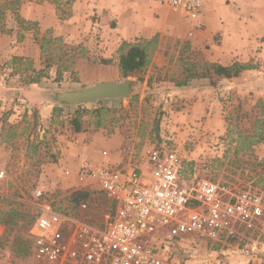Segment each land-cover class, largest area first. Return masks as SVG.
<instances>
[{"label": "rangeland", "instance_id": "374dc122", "mask_svg": "<svg viewBox=\"0 0 264 264\" xmlns=\"http://www.w3.org/2000/svg\"><path fill=\"white\" fill-rule=\"evenodd\" d=\"M6 1L10 0H0V10ZM58 1L66 4L68 0H20L19 15L36 23L21 42L9 6L0 19V28L15 30L13 35L0 33V170L8 176L0 186V264L33 263V256L14 255L15 240L29 242L30 230L45 205L59 212L72 211L64 204L72 192L95 190L86 209L79 207L78 216L66 213L93 226L104 224L110 208L93 180L80 181L81 171L118 164L162 138L176 143L186 182L226 183L236 192L251 190L264 197V141L248 146L258 140L255 135L262 133L264 138V36L253 43L245 41L242 24L247 26L249 19L242 13L241 0H204L201 15L194 20L164 6L159 8L163 12H152L151 7L141 12L151 14L147 22L136 14L139 3L127 0H83L75 12L76 0L63 20L57 14ZM62 7L67 12V5ZM129 16L137 29L160 31L150 36L135 31L128 36ZM36 30L39 39L51 31L49 35L62 42L51 45V77L24 85L20 75L14 74L16 69L30 63L37 70L45 67L34 39ZM156 36V49L142 80L132 77L130 98L104 100L110 110L103 116L105 127L95 131L86 117L85 130L75 135L70 125L74 105L60 104L55 96L124 80L117 66L120 44L128 37L126 41L136 42ZM186 42L203 61L250 62L257 68L215 87L208 80L176 87L171 78H183L178 58ZM14 58L22 60L14 62ZM107 58L113 63H101ZM68 60L77 68L79 80L64 76L55 81L57 68ZM41 185L48 193L38 199ZM11 214L15 223L8 226L2 221L9 224ZM238 229L231 239L190 238L176 244L167 251L169 260L171 264H264V219Z\"/></svg>", "mask_w": 264, "mask_h": 264}, {"label": "built area", "instance_id": "2783aa9c", "mask_svg": "<svg viewBox=\"0 0 264 264\" xmlns=\"http://www.w3.org/2000/svg\"><path fill=\"white\" fill-rule=\"evenodd\" d=\"M153 1L192 20L204 5V0ZM7 177L0 170V186ZM87 180L114 203L103 226L45 205L30 230L34 261L28 264H171L167 251L176 244L234 237L239 227L264 219V197L255 191L236 192L229 184L207 180L186 182L176 143L169 138L118 164L82 170L80 181ZM47 193L41 185L36 197Z\"/></svg>", "mask_w": 264, "mask_h": 264}, {"label": "trees", "instance_id": "16d2710c", "mask_svg": "<svg viewBox=\"0 0 264 264\" xmlns=\"http://www.w3.org/2000/svg\"><path fill=\"white\" fill-rule=\"evenodd\" d=\"M76 0H68L66 4H62L59 1L57 2L58 8H57V14L61 19H66L70 15V9L72 4ZM20 4V0H10L6 1L5 4L2 6L3 9L0 10V19L3 21V18L5 17V11L4 9L9 6V9L14 12L15 20L18 24V30H17V39L18 42H21L25 39V32H28L32 29L33 26H36V23L27 21L23 19L18 12V5ZM61 4V5H60ZM11 5V7H10ZM62 5H67V12H64V9ZM69 13V14H67ZM15 30L8 29L5 30L4 28H0L1 34H8L13 35ZM51 31H48V34L43 35L42 39L38 38V30H36L34 34V39L36 42L40 45L41 50V61L45 63V67L43 69L37 70L32 67V64L30 63L25 68H18L14 72L15 75H20L21 82L24 85H37L40 84L42 80L49 79L51 76L49 74L51 63L53 61L52 54L53 51H51V45L56 44L58 42H62L60 38H52L49 34ZM158 42V36L152 38V39H143L136 42H130V41H123L118 50H117V66L119 68L120 74L122 78L127 77H138L139 81L142 80L141 74L145 72V70L150 66L152 55L156 49V44ZM54 57V56H53ZM62 57H59V60H61ZM202 57L199 52L192 50L190 47L189 42L184 43L182 46V49L179 54L178 63L180 64V68L183 69V78H171V81H174L176 84V87H185L190 82L194 80H208L209 84L213 87H215L220 81L222 80H231L234 78L239 77L243 72L254 70L257 68L256 65L252 63H243V62H234L231 65H224L218 62H207L201 60ZM22 58H14V62L21 61ZM51 62V63H50ZM101 63L110 65L113 63L112 58L102 59ZM199 68V69H198ZM64 76H69V78L72 81H78V75H77V68L73 67V62L68 60L65 63H61L59 67L57 68L56 74H55V81H61ZM137 96H133L132 99H136ZM69 105V104H66ZM73 106V105H70ZM75 111L72 114V117L70 119V125L72 128V132L75 135H78L82 133L85 128V119L88 117L90 122V126L97 131L100 128H104V115H107L110 110H108L104 105L103 101H100L97 103L96 107H93L92 109H88L86 106L83 105H77L74 106ZM56 111V110H55ZM37 115V114H36ZM35 115V123L33 124V129L36 127V121L38 116ZM264 129V120L262 121V130ZM255 137L258 138L256 141H252L248 143V146L263 142V134L261 133L259 136L255 135ZM184 164V162L182 161ZM99 192L102 193L104 200L106 201V204H108V207L110 208V212L114 209V203L111 202L110 199L107 198L106 194L98 187ZM95 190L91 191L89 190H78L75 192H72L68 196H66V202L64 204L67 205V208L72 209L73 215L78 216V209L82 204L88 203L89 200H91V195L94 193ZM258 193V192H257ZM59 210V209H58ZM68 210H61V212H70ZM75 211V212H74ZM69 214V213H67ZM4 224H7L8 226L10 224H14V217L13 215L8 216V222L2 221ZM100 226H103L100 225ZM29 242L20 239H16L14 242V250L13 253L16 257L21 256H33V236L30 234L28 236ZM231 239V237H230Z\"/></svg>", "mask_w": 264, "mask_h": 264}, {"label": "crops", "instance_id": "0c3cea01", "mask_svg": "<svg viewBox=\"0 0 264 264\" xmlns=\"http://www.w3.org/2000/svg\"><path fill=\"white\" fill-rule=\"evenodd\" d=\"M82 1L83 0H77L76 3L74 4L73 9L75 12L77 11L78 8L81 7ZM241 1H242V11H243L242 13L245 12L247 15L246 17L249 19V23L247 24V26L245 24H242L243 27L245 28V35H246L245 41L249 43H253L254 40L261 39L264 36V0H241ZM135 3L137 4L139 3L137 6L138 10L136 11V14L137 12L141 14V12H145L146 10H148V8H151V7H152L151 9L152 12H154V10L163 12L162 9H159L160 5L155 6L154 4H152V2H149L146 0H142L140 2H135ZM150 17H152L151 14L146 12V14H141L140 18H146V22H147V18H150ZM203 17L205 18V16ZM204 18H203V21L206 22ZM129 20L132 26L131 28L132 30L129 29L126 32L128 36L134 33L135 31H139L143 33L148 32L149 36L156 34L157 31H160V30H155L156 33H153V31H147V30L142 31L141 29H137L136 23L134 22V20L131 19V17ZM148 35L147 37H149ZM125 40H129V37L125 38Z\"/></svg>", "mask_w": 264, "mask_h": 264}, {"label": "water", "instance_id": "95a60500", "mask_svg": "<svg viewBox=\"0 0 264 264\" xmlns=\"http://www.w3.org/2000/svg\"><path fill=\"white\" fill-rule=\"evenodd\" d=\"M132 91V77L122 81L98 84L80 90L58 93L55 99L60 104L94 105L104 100L129 99Z\"/></svg>", "mask_w": 264, "mask_h": 264}]
</instances>
